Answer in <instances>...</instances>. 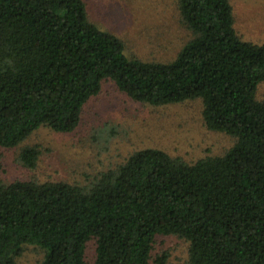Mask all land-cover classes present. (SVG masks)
I'll use <instances>...</instances> for the list:
<instances>
[{"label":"trees","instance_id":"1","mask_svg":"<svg viewBox=\"0 0 264 264\" xmlns=\"http://www.w3.org/2000/svg\"><path fill=\"white\" fill-rule=\"evenodd\" d=\"M175 2L190 39L162 63L129 58L83 0H0V147L44 126L74 131L107 80L152 106L200 99L205 127L234 139L192 164L136 151L86 186L0 183V264L26 245L43 250L39 264H149L157 235L185 239L186 264H264V44L237 35L229 0ZM39 155L18 159L32 169Z\"/></svg>","mask_w":264,"mask_h":264},{"label":"rangeland","instance_id":"2","mask_svg":"<svg viewBox=\"0 0 264 264\" xmlns=\"http://www.w3.org/2000/svg\"><path fill=\"white\" fill-rule=\"evenodd\" d=\"M83 2L89 21L120 39L129 58L168 63L190 39V32L180 23L175 0ZM229 2L237 35L246 42L264 44V0ZM256 97L264 100V81L258 85ZM201 113L200 99L152 106L133 101L114 82L104 81L99 94L84 105L74 131L57 133L44 126L15 148L0 147V183L36 180L86 186L134 152L150 148L188 164L223 155L234 139L208 130ZM27 146L40 151L32 169L18 159ZM188 247L178 235H157L149 264H186ZM94 251L95 241L91 240L86 248L88 263L93 262ZM43 255L42 249L26 245L17 264H39Z\"/></svg>","mask_w":264,"mask_h":264}]
</instances>
